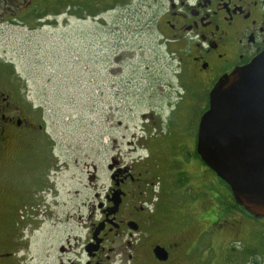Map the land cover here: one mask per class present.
I'll use <instances>...</instances> for the list:
<instances>
[{
	"label": "flooded vegetation",
	"instance_id": "obj_1",
	"mask_svg": "<svg viewBox=\"0 0 264 264\" xmlns=\"http://www.w3.org/2000/svg\"><path fill=\"white\" fill-rule=\"evenodd\" d=\"M54 1L0 0V29L48 19ZM82 1L98 8L126 0ZM153 1L151 24L179 72L202 86L204 95L192 107L204 110L192 120L191 136L167 143L157 136L144 153L112 155L103 195L84 201L81 170L71 177L80 189H67L66 161L43 111L0 62V264H23L17 241L45 226L48 238L64 239L46 247L43 258L31 255L30 264H213V248L235 252L243 244L245 210L228 199L225 182L198 154V126L218 80L264 52V0ZM87 175L95 186L96 168ZM227 233L233 237L221 249ZM250 257L245 264H256Z\"/></svg>",
	"mask_w": 264,
	"mask_h": 264
},
{
	"label": "rangeland",
	"instance_id": "obj_2",
	"mask_svg": "<svg viewBox=\"0 0 264 264\" xmlns=\"http://www.w3.org/2000/svg\"><path fill=\"white\" fill-rule=\"evenodd\" d=\"M53 4L57 6L48 10H58V16L0 29V62L43 111L55 150L66 161L69 191L80 189L73 178L83 171L81 196L86 201L105 192L112 155L130 150L138 155L150 140L167 143L191 136L192 120L204 110L192 104L204 94L191 74L179 72L177 58L151 24L157 2L126 0L98 8L82 0ZM93 167L99 176L95 186L87 179ZM223 186L233 199L231 189ZM243 214V244H235V252L213 248V264H233L231 257L245 264L250 256L249 263L253 257L256 264H264V219ZM46 228L17 241L19 254L26 258L23 264L31 263V255L43 258L46 247L64 239L63 234L61 239L48 238ZM231 237L227 233L217 240L221 249Z\"/></svg>",
	"mask_w": 264,
	"mask_h": 264
},
{
	"label": "water",
	"instance_id": "obj_3",
	"mask_svg": "<svg viewBox=\"0 0 264 264\" xmlns=\"http://www.w3.org/2000/svg\"><path fill=\"white\" fill-rule=\"evenodd\" d=\"M198 126L197 152L235 202L264 219V52L221 77Z\"/></svg>",
	"mask_w": 264,
	"mask_h": 264
},
{
	"label": "trees",
	"instance_id": "obj_4",
	"mask_svg": "<svg viewBox=\"0 0 264 264\" xmlns=\"http://www.w3.org/2000/svg\"><path fill=\"white\" fill-rule=\"evenodd\" d=\"M227 185V184H226ZM228 186V185H227ZM229 187V186H228ZM230 188V187H229ZM232 198L234 199V197L232 196ZM238 205V204H237ZM243 208V207H242ZM244 209V208H243ZM246 212V211H245Z\"/></svg>",
	"mask_w": 264,
	"mask_h": 264
}]
</instances>
